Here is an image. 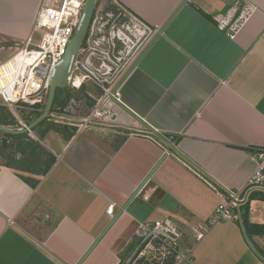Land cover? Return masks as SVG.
Wrapping results in <instances>:
<instances>
[{
  "label": "crops",
  "instance_id": "obj_1",
  "mask_svg": "<svg viewBox=\"0 0 264 264\" xmlns=\"http://www.w3.org/2000/svg\"><path fill=\"white\" fill-rule=\"evenodd\" d=\"M40 2L0 0V64L31 34ZM120 2L161 32L123 78L113 121L28 134L45 148L37 163L1 151L0 264H121L138 223L162 219L183 230L181 251H194L177 264H264L238 223L195 240L217 189L242 187L250 149L264 146V0ZM227 19L234 32L219 29ZM169 135L177 148L157 142ZM251 195L248 225L264 227V200Z\"/></svg>",
  "mask_w": 264,
  "mask_h": 264
},
{
  "label": "built area",
  "instance_id": "obj_2",
  "mask_svg": "<svg viewBox=\"0 0 264 264\" xmlns=\"http://www.w3.org/2000/svg\"><path fill=\"white\" fill-rule=\"evenodd\" d=\"M85 4L86 0H41L31 34L8 61L0 64V106L17 120V129H28L30 125L24 114L34 117L43 112L51 79L67 52ZM218 27L234 32L238 25L227 19L219 22ZM160 32L125 9L120 0H100L67 86L75 92L85 90L90 99L87 113L75 119L72 99L65 109L51 112L48 120L76 125L78 133L113 121L123 78ZM175 138L169 135L157 142L177 148ZM250 152L254 170L242 187L217 189L220 203L207 221L195 227L197 243L214 226L225 222L238 223L246 233L243 222L246 195L264 194V146L254 147ZM112 213L111 207L108 214ZM138 224L136 237L140 244L128 264L139 260L152 264H166L170 260L177 264L179 259L193 261L194 251H181L183 230L170 219Z\"/></svg>",
  "mask_w": 264,
  "mask_h": 264
},
{
  "label": "water",
  "instance_id": "obj_3",
  "mask_svg": "<svg viewBox=\"0 0 264 264\" xmlns=\"http://www.w3.org/2000/svg\"><path fill=\"white\" fill-rule=\"evenodd\" d=\"M99 0H86V4L83 8L82 15L80 17L79 24L75 30L74 36L67 48V52L64 55L62 61L57 65L53 77L50 82V89L48 93L47 102L42 114L35 119L30 125L28 129H12L9 127H5L0 124V132L7 135L12 136H21L26 134H33V131L36 127H38L41 123L48 120L53 108V104L55 101L56 93L59 89H66L68 86V78L73 70V66L77 59V56L82 48L85 37L87 35L92 17L97 7V3ZM244 227L246 230V234L249 237V240L255 247L256 251L264 257V250L259 246L257 242L252 238L247 216L243 217Z\"/></svg>",
  "mask_w": 264,
  "mask_h": 264
},
{
  "label": "trees",
  "instance_id": "obj_4",
  "mask_svg": "<svg viewBox=\"0 0 264 264\" xmlns=\"http://www.w3.org/2000/svg\"><path fill=\"white\" fill-rule=\"evenodd\" d=\"M99 4H100V0L98 1L97 5H99ZM83 91L74 92V93H82ZM72 93L73 92H70V90L68 91V89H59L56 93L55 101H54L53 108H52L51 112L52 113L56 112V110L58 108L65 109V107H67L68 104L70 103V101L73 99ZM6 110L7 109L5 107L0 106V124L3 126H7V127L17 128V126H18L17 121L15 120L13 115L7 110L10 113L9 114ZM42 111H44V108H42ZM41 113H37V114H35V116L39 117L41 115ZM48 123H49V120L44 121L43 123H41L38 127H36L34 129V132L38 134V133H40V131H42L44 129V127H45V130L48 132L53 130L55 128V125L51 124V123L48 124ZM45 124H48V125L45 126ZM0 137H2V139L5 142H7L9 140H12L14 142V144H10L8 146L11 150L14 149V150H12L13 153L18 152L22 155H24L26 153H30L33 163H37L41 159V154L45 150V148L41 144H39V143L35 142L33 139H31L28 134L21 135V136H12V135L3 134L0 132ZM25 140H28V142H25ZM175 141L178 142L179 139L175 138ZM54 161H55V159L50 155L46 161L42 162V166L44 168L43 174H47L51 170V168L54 164ZM23 180H25L28 184L32 185L30 180H27V179H23ZM251 198H260V199L264 200V194L260 193V192H256V193L251 195ZM245 212H246L245 214L248 215V210H246ZM249 229L253 235H263L264 234V227H262V226H256V225L250 224ZM254 229H255V232H254ZM139 244H140V242L138 241L137 246H139ZM137 246H136V248H137ZM136 248L135 249L133 248L130 251L129 255L126 258L121 260V264H125L127 259L129 258V256L134 255ZM173 262L174 261L170 260L166 264H173ZM135 264H152V263H149V262L144 261V260H139V261H136Z\"/></svg>",
  "mask_w": 264,
  "mask_h": 264
},
{
  "label": "rangeland",
  "instance_id": "obj_5",
  "mask_svg": "<svg viewBox=\"0 0 264 264\" xmlns=\"http://www.w3.org/2000/svg\"><path fill=\"white\" fill-rule=\"evenodd\" d=\"M66 89H68V91L70 90V92H73V109L75 110V119L78 120L79 117H83L86 113H87V110L89 108V102H90V99L85 95V90L82 92V93H74L75 91L70 89L69 87H67ZM92 90L93 87L92 85H89V90ZM75 94V95H74ZM7 111V110H6ZM8 112V111H7ZM9 113V112H8ZM10 114V113H9ZM24 120L28 121L29 123H32L35 119H37L38 117L37 116H34V117H28L27 114H24ZM51 119V118H50ZM74 119V118H73ZM16 120V119H15ZM17 121V120H16ZM18 123V122H17ZM54 124L55 122L51 120H49V123L48 124ZM65 123V122H64ZM59 123V125H67L66 123ZM48 124H45V126H47ZM56 124V123H55ZM7 127V126H5ZM11 128V127H10ZM12 129H17V128H14L12 127ZM53 132V131H52ZM34 133V131H33ZM31 135V134H30ZM11 140H9V142H5L2 137H0V164H4L5 162H8V156L11 155L12 150L14 149H10L8 146L10 143ZM6 144V145H5ZM1 151L5 152L7 157L6 156H3V154H1ZM137 242H138V239H136ZM257 243L259 244V246L264 250V241L263 240H258ZM132 258V255L129 256V258L127 259L126 263L125 264H128L130 262Z\"/></svg>",
  "mask_w": 264,
  "mask_h": 264
}]
</instances>
